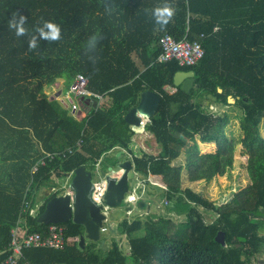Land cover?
Returning a JSON list of instances; mask_svg holds the SVG:
<instances>
[{
    "label": "trees",
    "instance_id": "16d2710c",
    "mask_svg": "<svg viewBox=\"0 0 264 264\" xmlns=\"http://www.w3.org/2000/svg\"><path fill=\"white\" fill-rule=\"evenodd\" d=\"M165 2L172 4L175 15L159 30L152 9ZM20 15L26 17L27 31L18 37L8 21ZM45 21L60 26V40L39 38L37 28ZM166 33L177 40L200 41L204 57L193 66L158 62L160 38ZM32 36L37 37L34 49L29 48ZM179 70L195 72L189 92L173 83ZM78 74L86 76L91 91L109 99L98 109L95 98L85 99L87 115L82 119L44 89L63 80V95ZM166 85L176 91L165 90ZM144 90L161 96L158 111L145 124L159 145L156 155L134 153L136 132L124 119ZM229 97L235 101L230 103ZM201 98L210 105L234 107L248 155L251 184L220 206L183 188L182 166L172 165L194 134L215 141L217 154L234 151L226 133L230 114L207 110ZM263 119L264 0H0V261L10 253L11 230L24 199L37 207L35 215L27 216L29 229L46 233L49 224L39 222L38 216L60 195V188L52 190L58 188L56 179L63 184L82 165L93 171L116 149L133 154L135 171L144 178L163 164L158 172L165 185L161 196L168 200V213L183 220H155V215L146 221L124 219L118 231L130 236L129 254L116 240L109 247L102 238L83 246L77 240L63 249H25L17 264H254L252 259L264 254ZM69 148L72 153L47 158L32 172L46 152ZM231 165L230 158L208 163L195 151L187 162L189 179H208ZM43 188L47 194L37 206L36 194ZM200 208L216 217L207 222ZM57 224L66 236L80 239L85 234L72 220ZM140 230L143 235H135ZM219 232L224 233V244L216 239Z\"/></svg>",
    "mask_w": 264,
    "mask_h": 264
},
{
    "label": "rangeland",
    "instance_id": "374dc122",
    "mask_svg": "<svg viewBox=\"0 0 264 264\" xmlns=\"http://www.w3.org/2000/svg\"><path fill=\"white\" fill-rule=\"evenodd\" d=\"M62 86L59 82L57 87L47 86L45 87V93L58 98L60 93H57L58 88ZM173 92V91H171ZM65 92H63L64 94ZM61 97V96H60ZM207 110L214 113H224L228 112L230 114V123L226 128V133L228 137L234 142V151L224 152L217 154L218 145L215 141H203V139L194 134L191 138L187 139V144L181 150L180 156L172 162V165H181V182L182 187H190L195 192L202 193L206 198H208L215 206H220L229 202L233 196L239 192L241 189L245 188L251 184V177L249 175L247 164L248 155L245 153V149L241 143V138L243 136L242 130L240 128V121L237 117V111L234 107L223 105V104H211L210 101L204 98L200 99ZM260 133L264 137V119L260 124ZM146 132L136 133L132 143V149L135 154L141 155L143 152H148L151 154H157L159 152V145L155 141L154 137L147 136ZM195 151H198L203 155L206 162L215 163L222 161L226 158L232 159V165L226 169L225 172L217 171L216 174L212 175L211 178H202L199 180L191 181L189 179V171L187 169V162L191 160V157ZM115 151H111L106 155L107 159L102 164H96L99 172L94 169L92 175L95 180H101L100 170L109 171V166H113V171L118 170V162L121 158L117 157ZM122 158L132 159L133 154L126 151L122 153ZM138 174V175H136ZM130 179V189L140 196V200L146 201L147 207L138 206V200L132 203H123L115 209L108 210V219L104 222V230L101 231V240H104L105 247H109L113 240H116L121 246L122 250L129 254L130 246L129 239L130 236L127 234H122L118 231L119 224L127 219L132 222L135 218H141L142 221H146L150 216L154 217L155 220L158 217H171L175 222L179 223L183 220V217L176 216L174 214L168 213L165 197L161 196L162 189L165 187L161 180V174L148 178H144L143 175L131 171L129 173ZM56 184L58 188H62V182L56 179ZM47 188H43L40 192L36 194V203L39 206L43 202L44 196L47 194ZM60 195L64 193V190L59 191ZM129 195V194H128ZM151 200V201H150ZM150 201V202H148ZM202 214L205 216L207 222H211L215 217L216 213L212 210H204L200 208ZM81 246L91 243V240L86 237H81L78 239ZM100 242H99V245ZM102 248L103 250L105 249ZM254 264H264V254L258 255L252 259Z\"/></svg>",
    "mask_w": 264,
    "mask_h": 264
},
{
    "label": "water",
    "instance_id": "95a60500",
    "mask_svg": "<svg viewBox=\"0 0 264 264\" xmlns=\"http://www.w3.org/2000/svg\"><path fill=\"white\" fill-rule=\"evenodd\" d=\"M195 80L194 70H179L174 75L173 83L175 86H180L185 92H189ZM219 91L222 90L219 89ZM209 98L216 99L211 94H209ZM160 100L161 96L156 91H142L137 104L124 114L125 121L133 129L142 128L144 119H151L158 111ZM228 100L230 103L235 101L232 97H229ZM123 152L117 153V157L121 158L117 165L118 169L122 170L120 174L112 173L114 172L113 166H109V171L102 170L99 173L101 178L106 181L101 202L93 197L95 186L92 171L82 165L74 170L69 181L72 195L62 194L50 199L45 210L38 216V221L50 224L72 220L75 224L84 227L85 234L82 238L86 237L91 241L98 242L101 239L104 222L108 219V210L126 203V195L130 193L129 173L136 172L133 160L121 157ZM144 205V201L139 200L138 206L143 207ZM216 239L224 244V233L219 232Z\"/></svg>",
    "mask_w": 264,
    "mask_h": 264
},
{
    "label": "built area",
    "instance_id": "2783aa9c",
    "mask_svg": "<svg viewBox=\"0 0 264 264\" xmlns=\"http://www.w3.org/2000/svg\"><path fill=\"white\" fill-rule=\"evenodd\" d=\"M216 29L217 27L214 30ZM201 36L203 37L204 34H201ZM160 47L161 53L157 58L158 62L176 60L181 66L196 65L205 54V49L200 41H191L187 38L177 40L169 33L164 34L160 38ZM92 98L96 99L95 109H98L106 100L103 94L95 93L88 88V79L85 75L78 74L68 91L63 95L60 94L57 99L63 106L68 108L75 117L82 119L87 115L86 109L83 108V102L85 99L90 101ZM148 121L149 119H144V123ZM82 144L83 139L80 138L77 142V146L81 147ZM72 152V148H69L66 152H46L32 167V172L34 173L37 171L39 165H44L47 158L52 160L58 156L64 157ZM121 171V169H118L112 173L120 174ZM71 178L72 175L62 184L61 189L64 190L63 194L72 195V191L69 188V181ZM93 183L95 186L93 197L98 202H101L106 187V181L104 178H101L100 181L93 179ZM57 189L59 188H52L54 191ZM137 200H140V196H137L136 193L130 189L129 195H126V202L132 203ZM165 203L167 204L168 200H166ZM36 209L37 207H32L29 201L24 199L19 219L11 230L10 253L4 260L0 261V264H17L23 257L24 250L28 248L46 247L63 249L68 243L78 240L77 237L66 236L64 227L57 223L49 224L46 233L31 231L27 225V216L35 215ZM102 230H104V226Z\"/></svg>",
    "mask_w": 264,
    "mask_h": 264
},
{
    "label": "clouds",
    "instance_id": "9594fccd",
    "mask_svg": "<svg viewBox=\"0 0 264 264\" xmlns=\"http://www.w3.org/2000/svg\"><path fill=\"white\" fill-rule=\"evenodd\" d=\"M175 15V8L171 3L165 2L162 5H157L152 9V16L157 25H159V30H163L167 25L172 21ZM26 17L23 15L19 16V19H11L8 21V26L12 29H15L16 36H23L26 34L25 28ZM39 33V38L45 41H58L61 38V28L60 26L53 21H45L43 26L37 28ZM95 37L91 38V43H95ZM37 47V37L32 36L29 40V48L34 49Z\"/></svg>",
    "mask_w": 264,
    "mask_h": 264
},
{
    "label": "crops",
    "instance_id": "0c3cea01",
    "mask_svg": "<svg viewBox=\"0 0 264 264\" xmlns=\"http://www.w3.org/2000/svg\"><path fill=\"white\" fill-rule=\"evenodd\" d=\"M59 82H61L62 83V86H63V80H60ZM58 82V83H59ZM57 83V84H58ZM57 84L56 85H51V87L53 88V87H57ZM62 86L60 87V88H58V91H57V93H62ZM165 90H167V91H169V92H171V91H173V92H175L176 91V88L175 87H172V86H170V85H166L165 86ZM106 102H108L109 101V99L107 98L106 100H105ZM105 101L103 102V103H105ZM145 124L146 123H144V126L142 127V128H132L136 133H141L142 131H144V132H146L145 131ZM146 133H148V132H146ZM147 136H150V137H153L150 133H148V134H146ZM134 140V139H133ZM113 151H115V152H117V150L115 149V150H113ZM121 151H124V152H126V150H121ZM120 152V151H119ZM118 153V152H117ZM117 155V154H116ZM162 167H164L163 166V164H156V167H155V169L152 171V170H150V172H149V175L151 176V177H153V176H156L157 174H159L158 172L162 169ZM98 172H99V169H97V167L95 168ZM101 171V170H100ZM137 173V172H136ZM136 175H138V174H136ZM151 201V200H150ZM150 201H148V202H150ZM145 203H146V201H145ZM146 207H147V205H146ZM135 235H137V236H141V235H143V231H138V232H136L135 233ZM129 253V252H128Z\"/></svg>",
    "mask_w": 264,
    "mask_h": 264
},
{
    "label": "bare ground",
    "instance_id": "6f19581e",
    "mask_svg": "<svg viewBox=\"0 0 264 264\" xmlns=\"http://www.w3.org/2000/svg\"><path fill=\"white\" fill-rule=\"evenodd\" d=\"M138 129V128H137ZM97 169H98V167H97ZM101 172V171H100Z\"/></svg>",
    "mask_w": 264,
    "mask_h": 264
}]
</instances>
